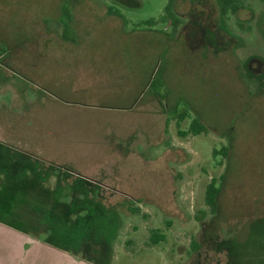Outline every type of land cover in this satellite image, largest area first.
<instances>
[{"label": "rangeland", "instance_id": "obj_1", "mask_svg": "<svg viewBox=\"0 0 264 264\" xmlns=\"http://www.w3.org/2000/svg\"><path fill=\"white\" fill-rule=\"evenodd\" d=\"M169 1L0 0V264H264V0Z\"/></svg>", "mask_w": 264, "mask_h": 264}, {"label": "trees", "instance_id": "obj_2", "mask_svg": "<svg viewBox=\"0 0 264 264\" xmlns=\"http://www.w3.org/2000/svg\"><path fill=\"white\" fill-rule=\"evenodd\" d=\"M219 2V13L221 16H224L225 13L231 9L233 12H236L240 7L241 4L238 0H218ZM166 14L163 17V20L168 21L169 19L172 20L173 24L176 26L181 20L176 15L174 11V0H170L169 4L166 6ZM73 20V19H72ZM64 39H68L67 37V31H65V34L63 35ZM7 49L3 48V52H6ZM206 128L203 124H201L198 119H194L192 121L191 127L189 131H179L180 134H188L191 133H199L205 131ZM219 151H214V155H216ZM222 152H225L227 155V151L225 149H222ZM69 188L64 187L62 191V196L65 198L68 195ZM66 193V194H65ZM221 193V184L218 183L215 179H213L206 188V194H205V201L206 205L209 209V212L213 215L217 214L219 209V196ZM130 210L133 213H138L139 209L135 207H130ZM206 213V212H205ZM165 235L159 230V229H152L150 234V243L151 245H158L160 242L164 241ZM132 244V243H130Z\"/></svg>", "mask_w": 264, "mask_h": 264}, {"label": "crops", "instance_id": "obj_3", "mask_svg": "<svg viewBox=\"0 0 264 264\" xmlns=\"http://www.w3.org/2000/svg\"><path fill=\"white\" fill-rule=\"evenodd\" d=\"M92 4H94L93 6H91V5H88L87 7H91V8H94V7H96V6H98L99 8H101V7H103L104 9H105V11H103V12H100L99 14H103V16L101 15V18H93L92 20H90L89 19V16L87 17V15H86V12H84V11H80V12H78L77 11V13H75V15L73 16V20H72V22H73V24H75V21H76V16H80V17H82V21L80 22V25H78V26H76V31L78 32V31H80V33H82L83 35H84V32H85V29L86 28H83V25L85 24V22H88V21H90V23L91 22H93L94 23V20L95 19H102V21H103V24H104V21H107V20H109V21H111V19L113 18V19H115V18H118V21H114V24L117 26V27H120V26H122V27H126V24H127V22L129 21V20H131V18L129 19L128 17H124V16H122V13H121V11L119 10V9H116L115 10V12H113L112 10H111V8H113L114 6L113 5H111V4H103L102 5V3H92ZM91 12H88V15L90 14ZM93 13H95V12H93ZM92 13V14H93ZM84 19L86 20V21H84ZM87 29H88V33H90V28L87 26ZM164 31H165V29H163ZM173 33V35L176 33V31L175 32H172ZM81 34V36L79 37L80 38V40L81 39H84L85 37L83 36ZM92 33H90V35H91ZM88 35V34H87ZM45 38H47L46 36H44ZM49 39V38H48ZM86 39V38H85ZM2 45H4V44H2ZM7 51H9L8 49H9V46L7 45ZM7 51L6 52H1L0 54H4V53H7Z\"/></svg>", "mask_w": 264, "mask_h": 264}]
</instances>
